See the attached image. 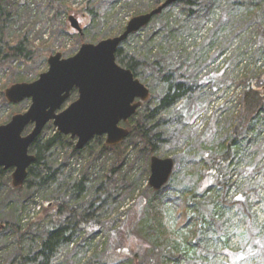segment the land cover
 Segmentation results:
<instances>
[{
    "label": "trees",
    "instance_id": "trees-1",
    "mask_svg": "<svg viewBox=\"0 0 264 264\" xmlns=\"http://www.w3.org/2000/svg\"><path fill=\"white\" fill-rule=\"evenodd\" d=\"M2 1L0 0V13L3 11ZM48 1V6H51L54 11L53 18L59 15L60 9L66 8L68 13L73 12L81 20H85L86 24L82 32L75 30L80 44L82 40L94 37V35L106 37L111 34L113 26L106 27L105 25L110 11L117 4L120 9H123L130 8L137 3L134 15H138L155 8L164 0H152L151 2L150 0ZM220 1L181 0L170 4L160 14L154 16L148 26L142 28L147 30L144 34L139 35L138 32L130 34L117 48L115 58L118 64L130 69L150 92L149 98L124 124L129 131L130 139L141 143V147L146 152L147 161H150L151 156H159V147L167 140L166 125L170 121L172 109L177 112L175 119H182L185 123L199 108L209 107V102L201 103L198 101V96L193 95L196 94L198 87L208 85L212 90L218 91L226 82L233 86L232 91L236 98L231 97L230 99L231 109L229 108L228 117L223 118L226 121L224 127L218 126L216 131L220 120L215 113L218 111L221 117L219 113L223 109L222 105L229 99L228 101L221 99L219 107L211 106L210 114L201 120V127H205L197 135L199 157L193 160L192 166L190 163L183 166L186 176H195L194 188L181 191L169 189V182L175 177L177 171V156L173 157L174 167L167 183L159 190L151 188L152 194L145 205L146 210L144 211L145 208L142 210L147 219V222L145 219L146 226H144L145 234L150 237L154 247L149 258L140 259L139 250L143 248L142 245L134 251L129 248V252L124 251V247H117L114 253L117 257L123 258L122 263L118 260L107 259L98 260L96 263L95 256H92L84 264H178L181 261H179L180 258H183V263L179 264H210L205 260L209 254L203 252L204 245L208 243L209 238H201L200 232L202 231L203 233L212 231L214 241L216 238H222V244L219 247L224 251L222 254H224L226 264H264V214L261 219H258L253 211V203H261L263 198L257 194L254 182H242L240 190H233L234 187L225 178L226 174L223 170L231 165L233 169L240 167L242 174L248 177H252L259 171L253 167L255 163L244 164L243 156L249 146L258 140L259 135H264V25L260 23V18L264 13V0H223V2H228L232 8L246 5L248 10L241 14V17L233 20L224 19L222 13H220L221 21L208 19L216 13V7ZM75 3L80 5L77 10L73 8ZM174 7L184 12L186 18L191 19L190 22L181 19L180 16H173ZM4 11V16L9 17V12ZM78 22L80 23L79 20ZM4 23L5 20L1 25L2 28H5ZM225 25L234 31L232 38L239 37L243 41L247 36L248 39L251 38L245 50L252 62L241 64L235 74L230 73L229 80L225 78L224 71L238 58L236 56L238 49L229 48L227 45L216 48L222 36L221 29ZM142 29L141 31H144ZM58 32L54 28L51 31V38H57ZM135 37V41H138L142 47L132 54L126 53L123 47L124 42L130 43ZM198 39L199 42L196 44ZM186 40L190 42L189 50L183 46ZM33 42L29 39V30L23 34H17L15 31L10 34L3 32L0 35V67L7 65L11 68L12 64H17L18 61L26 68L35 66L32 70L37 73L39 57L47 59L53 51V44L48 45L49 42H44L41 48H37L39 49L37 54ZM204 46L215 48L214 55L206 63L205 60H201ZM239 46L237 45L238 48ZM75 51L77 49L67 52L66 56L73 55ZM221 54L223 56L228 54L229 58L223 62L221 68H218L219 64L214 62ZM210 63H214L213 67L207 71ZM249 65L250 69H248ZM17 79L22 78L19 76ZM159 81L162 86L156 92ZM3 101L5 102L4 99ZM197 128L198 125L192 130L195 131ZM65 136L57 133L41 145L38 144L37 137L30 145L29 150L36 156V160L28 168L24 183L27 186L38 187L58 181L65 184V190L47 204L40 217L37 218L36 222L44 223L38 244L24 250L20 242L16 252L1 264H48L55 249L64 243L70 245L69 251H72L70 256L67 253L66 261L69 259V264H78L76 254L81 244L75 245L74 240L76 239L74 238L81 230L90 234L86 238L94 237L95 230L99 226L97 218L100 215L106 216L108 208L118 197L116 193L121 187L117 188L113 181L115 167L111 166L107 174L93 181L95 192L100 191L98 199L93 198L77 207L69 204V198L76 193L68 197V190L71 188L73 191L82 190L84 179H76L77 181L73 179L66 167L68 163L66 166L65 163L68 162L69 154L71 156L81 154L84 147L76 149L75 145L72 146L65 160L58 164L54 149L60 145V140L57 138ZM119 147L121 143L108 146L104 142L99 154L105 151H116ZM190 151L191 149H188L186 154L188 155ZM124 153L123 151L116 152V162L123 160ZM64 166L66 169L63 168ZM190 168L195 169L196 172ZM10 171L0 167V179L8 177ZM111 178L112 186L109 185ZM23 185L13 187L8 182L11 192L21 190ZM216 187H220V192H216ZM103 189L104 194H101ZM200 198H203V202L199 201ZM203 204L206 207L205 210H209V204H211V212H208L211 214L208 220L201 218L202 215L199 212L204 208ZM196 205L198 207L194 208ZM217 205L227 208L225 209L227 210L226 215L225 212L223 214L217 211ZM231 209L237 217L229 216L232 215V212L228 214ZM239 225H241L240 231H238ZM4 228L0 227V247L3 246L2 240L6 235L5 232H13L21 240V237L30 231V228L24 231L15 223H5ZM234 236L237 237L235 247L230 242V238ZM192 252L196 253L191 255ZM157 257H160L158 262H156Z\"/></svg>",
    "mask_w": 264,
    "mask_h": 264
},
{
    "label": "rangeland",
    "instance_id": "rangeland-1",
    "mask_svg": "<svg viewBox=\"0 0 264 264\" xmlns=\"http://www.w3.org/2000/svg\"><path fill=\"white\" fill-rule=\"evenodd\" d=\"M151 1L152 0H150V2ZM48 2V0H3L1 5L3 11L0 13V35L3 34V32L4 34H10L14 31L17 34H23V32H27L29 30V39L34 41L33 44L36 47L35 51L37 54L39 50L37 48H41V45L44 42H49L48 45L53 44V51L50 53V55L60 52L63 57H67V52H70L73 49H78L82 43H94L100 39L113 37L120 34L128 20L135 16L134 10L137 6V3H135L130 8L125 7L120 9L119 4H117L110 11L107 23L105 25L106 27L113 26L111 34L106 37L94 35V37L92 36L87 39L84 38L85 40H82L79 44V39L75 35L76 31L70 27L68 18L73 16L79 20L81 28L85 26V20H81V18H79L78 15L74 14L73 12L68 13L66 8H63L62 10L60 9L61 12L59 15L53 18L52 15L54 11H52L51 6H48ZM79 6V4L75 3L73 8H76L75 10H77ZM174 8L175 9L172 13L173 16H180L181 19H186L190 22L191 19L186 18L184 12L180 11L178 7ZM216 8V13H214V15L208 19L221 21L222 19L220 18V13H222L224 19L233 20L234 18L241 17V14L247 12L248 10L246 5H242L239 8H232L228 2H223V0L220 1ZM4 10L9 12V17H6V15L4 16ZM4 20L5 28H2L1 25L3 24ZM260 23L264 25V13L260 18ZM54 28L59 31L58 37L55 39L51 38V31L54 30ZM221 30L222 36L219 38V43L216 45V48H219L222 45H227L229 48L238 49V52L236 53L238 58L224 71L225 78H228L229 80L230 73L235 74L241 64L245 65V62H248L249 64L252 62L245 50L248 47L251 38L248 39L247 36L244 41L239 37L232 38L234 31H232V29L226 25ZM146 31L147 30H140L138 33L139 35H142ZM40 34H42L41 37ZM135 40L136 37L133 38L130 43L124 42L123 47L126 53L130 52L132 54L140 50V47L142 46L138 43V41ZM198 42L199 39L196 41V44ZM186 43H184L183 46L189 50L191 48L189 47V40H186ZM237 45H240V48H238ZM214 51L215 48L204 46L201 60H205L206 63V61L214 55ZM227 58H229L228 54L225 56L221 54L214 63L219 64L218 68H221L223 62ZM39 59L40 61H37L38 74L32 70L35 66L26 68L25 65L22 63L20 64L18 61L17 64L13 63L11 68L7 65L0 67V124L6 123L12 115L16 113H23L28 109L30 105L29 99H24L16 104H9L5 99L4 92L5 89L10 87L12 84L20 82L19 80L32 81L35 80L40 73L46 71L48 67L46 62L47 59H41V57H39ZM214 63H210V65L207 67V71L213 67L212 65ZM248 69H250V65ZM19 76L22 79H17ZM161 86V82L159 81L158 88H156L155 91H159ZM232 87V85H229L226 82L224 86H222L218 91L212 90L208 85H202L198 87L196 94L193 95H197L199 98L198 101L201 103L209 102V107L207 109L203 107L199 108L193 117L190 120L185 121V123L182 119H175V117H177V112L172 109V114L169 117L170 121H168V125H166L168 131L167 140L161 147H159L158 151V157H170L173 159V157L177 156L178 158L175 177L172 178L168 186L171 191H181L182 189L186 188H194L193 183L195 176H186V171L183 169V166L187 163H190V166H192L193 160L195 161L199 157L198 155L200 154V149L198 148L199 142L197 141V135L200 133L199 131L205 127H201V120L210 114L209 110L211 106L219 107L221 99H225L227 101L229 99L228 102H224L225 104L222 105L223 109L220 110L221 113H219L221 117L218 115V111L215 113V116L220 120V125H217L216 131L218 130V126L224 127L226 121L223 118L228 117L231 109L230 99L231 97L233 99L236 98L232 91ZM76 97L77 93L75 91L71 92L69 98L63 104L62 108H65L70 102L75 100ZM206 110H208V112ZM196 125H198L197 130H192ZM124 127L126 126L124 125ZM31 128L32 126L26 128L24 134L29 132ZM57 133L58 132L52 125V122H48L38 136V144H43L47 139L55 136ZM57 139L60 140V145L54 149V153L56 152L55 155L58 159V164H61L65 160L66 155L71 152V147L75 145L76 140L70 138L68 139V136L63 138L59 137ZM104 142L105 136L92 138L84 146L81 154H74L72 156L69 154L67 159L68 162L65 163V166L68 163L66 167L71 173L73 179H84L82 190L73 191L72 188L68 190V197H70L71 194L74 195V192L76 193L68 200L69 204L71 205L77 207L80 206L81 203L90 201L93 198L97 197L98 199V193H100V191L95 192L93 181L96 179L99 180L103 175L107 174L111 166L115 167L113 181L116 183L117 188L121 187L119 189L120 191L116 193L118 194V197L108 208L106 216L100 215L101 217L99 216L97 218L99 226L95 230L96 233L94 237L86 238V236L90 234L88 232L86 234V232L82 230L80 231V233L82 232L81 234L79 232L77 233V236L74 238L76 239L74 240V243L75 245L81 244L79 246V248H81L76 254V260L79 261L78 264H84L86 260L92 256H95L96 263H98V260L106 259L118 260L119 263H122L123 258L116 256L114 253L116 250L115 248L124 247V251L129 252V248L134 251L139 249L141 245L143 248L139 250L140 259L144 258V260H146L149 258V255L154 248L153 243H151L149 239L150 237L145 234L144 227L146 226L147 222L145 216L146 214L144 212L146 210L145 205L147 204V201H149V197L152 194V189L147 183L149 176V169L147 170V168H149L150 161H147L146 152L143 147H141V143L135 142L132 138L130 139V135L121 143V147H119L116 151H105L99 154L102 143ZM127 145L128 147L126 148ZM188 149H191V151L187 155L186 151ZM118 151L125 152L121 162H116V152ZM189 158H191V161H189ZM243 162L244 164L255 163V166L253 167L259 169V171L252 177H248L245 174H242L240 167H235L233 169V166L231 165L229 168L225 167L223 169L226 174L225 178L231 182L232 186L234 187L233 190L236 191L241 189L240 184H242V182H254L256 184L257 194L263 198V201L261 203H253L255 202L253 200V211L257 218L261 219L262 215L264 214L263 134H260L258 140L253 145L249 146L248 151L243 156ZM65 166L63 167L64 169H66ZM190 169L196 172L195 169ZM8 182L11 184V171L9 172L8 177L5 176L0 179V227L3 229L5 223H15L24 231H26L27 228H30V231L21 237V240H19L15 233L5 232L6 235L4 240H2L3 246L0 247V264L7 261V259L16 252L20 242H22V248L24 250H28L30 247H34L38 244L40 235L43 231L44 223H38L36 220L38 217H40L42 210L47 206V204L52 202L56 196L60 195L65 190V184L63 182L56 181L38 187L27 186L24 183L21 190L11 192ZM110 182L111 183L109 185L113 183L112 178L110 179ZM116 185L114 184V186ZM216 192H220V187H216ZM101 194H104V189L101 190ZM202 200L203 198H200L199 201ZM197 207L198 205H196L194 208ZM205 208L206 207L204 205V208L199 212H201V218L208 220V217L211 214L208 213L211 212V204H209V210H205ZM143 209L144 211L142 212ZM216 209L218 212H222L223 214L225 212L226 215V207L217 205ZM230 212H232V215L229 216H233L234 218L237 217L233 209H231L228 214ZM235 221L236 220H234V222ZM200 233L201 238H209L208 241L206 239L208 243L204 245L203 250V252L209 254L205 260L209 261L210 264H226L227 262L225 257L222 256V252L224 251H222L221 247H219V245L222 244V238H216V241H214V235H212V231H206L205 233L202 231ZM233 240L234 239L231 237V245L235 247V241ZM70 248L71 246L67 243L57 247L48 264H69V259L68 261L66 260L67 253L69 255L72 252L69 251ZM168 251L171 250L168 249ZM193 253L195 254L196 252H192L191 255ZM184 260H186V258H184ZM158 261H160V257L156 258V262ZM179 261L183 263V258H180Z\"/></svg>",
    "mask_w": 264,
    "mask_h": 264
},
{
    "label": "water",
    "instance_id": "water-1",
    "mask_svg": "<svg viewBox=\"0 0 264 264\" xmlns=\"http://www.w3.org/2000/svg\"><path fill=\"white\" fill-rule=\"evenodd\" d=\"M181 0H164L148 12L133 16L124 30L97 42L82 43L67 57L60 52L49 55L47 70L29 82H18L5 89L9 104L30 100L28 109L16 113L0 124V167L11 170V185L24 184L28 168L36 156L30 145L48 122L57 132L76 140L81 149L92 138L105 136V144L115 146L129 134L123 124L149 98V89L132 71L118 64L115 53L130 34L147 26L151 19L170 4ZM70 27L81 33L78 20L70 16ZM75 91L77 97L65 108L63 104ZM29 126L31 130L24 134ZM174 160L151 156L148 185L159 190L170 178Z\"/></svg>",
    "mask_w": 264,
    "mask_h": 264
},
{
    "label": "built area",
    "instance_id": "built-area-1",
    "mask_svg": "<svg viewBox=\"0 0 264 264\" xmlns=\"http://www.w3.org/2000/svg\"><path fill=\"white\" fill-rule=\"evenodd\" d=\"M240 229H241V225H240V227H239V229H238V231H240ZM234 240L233 241H235V243H236V241H237V237L236 236H234V237H232ZM222 256L224 257V254H222ZM226 260V259H225Z\"/></svg>",
    "mask_w": 264,
    "mask_h": 264
}]
</instances>
